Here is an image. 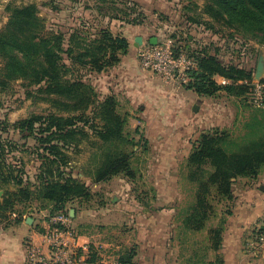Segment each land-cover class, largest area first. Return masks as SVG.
I'll return each instance as SVG.
<instances>
[{"label": "trees", "instance_id": "1", "mask_svg": "<svg viewBox=\"0 0 264 264\" xmlns=\"http://www.w3.org/2000/svg\"><path fill=\"white\" fill-rule=\"evenodd\" d=\"M97 1L101 4L97 6L100 14L104 13L105 5L117 3ZM124 4L123 16L114 18L140 24L132 16L135 3H130L133 7ZM197 8L195 3L194 10ZM109 9L117 10L115 5ZM10 12L7 24L0 28V95L10 90L13 82L23 80L37 86L42 100L50 103L56 112L33 114L15 124L0 120V192H3L0 219L8 220L14 213L23 215L18 209L21 205L36 204L39 210H49L51 215L69 214L75 202L90 201L93 196L88 184L79 177L81 173L75 176L68 170L73 162L71 155L81 153L85 142L96 148L91 153V169L86 173L96 184L122 174L134 179L135 148L142 146L143 153L149 149L144 135L137 140L127 132L132 115L129 111L121 112L117 97L113 94L101 97L87 79L88 73L101 74L117 66L129 53L131 44L107 27L88 26L85 22L70 27L69 31H49L35 5L10 8ZM186 19L204 24L216 33L219 23L242 34L244 39L264 44V0H206L200 13ZM182 53L183 50L176 51V57ZM184 54L195 62V67L187 71L184 86L199 96L214 98L224 92L242 99L257 93L253 71L233 62L225 63L218 53L207 48ZM217 77L226 82L219 83ZM259 86L260 113L245 123L240 136L216 127L201 133L193 144L187 168L188 179L198 188L197 201L184 223L194 232L207 228L212 218L209 217L212 200L234 201L235 181L255 180L264 167V81ZM135 133L140 134V128ZM16 135L21 136L19 140ZM27 152L39 162L33 177L27 173L23 158L18 156ZM213 187L216 189L211 195ZM232 213L229 210L225 214ZM226 223L227 218H221L217 227L209 229L210 245L201 250L203 253L196 250L189 264H206L211 251L216 253L215 264L224 263L220 250ZM258 230L248 239L264 232V226ZM135 256L136 252L130 249L120 255L116 264H134ZM89 261L105 264L95 255Z\"/></svg>", "mask_w": 264, "mask_h": 264}, {"label": "rangeland", "instance_id": "2", "mask_svg": "<svg viewBox=\"0 0 264 264\" xmlns=\"http://www.w3.org/2000/svg\"><path fill=\"white\" fill-rule=\"evenodd\" d=\"M108 1H116L117 3L105 5L104 13L100 14L97 6L101 4L97 0H0V28L7 24L11 15L10 8L35 5L38 7L39 15L49 31H69L70 27H75L82 22H85L88 26L107 27L114 35H122L124 30L135 28V31L130 32L131 46L129 53L135 52L139 61L138 52L142 47L157 46L164 48L169 44L175 57L178 50L191 54L207 48L211 53H218L219 58L225 63L233 62L254 73L253 81L258 86L256 94L247 95L241 100L233 97V99L225 101L229 103V117L232 121H235L226 129L230 130L234 136H240L244 132L245 120L260 113L259 107L261 105L258 99L261 97L259 85L264 81V44L253 39H244L242 34L219 23H217L218 32L216 33L211 29H207L204 24L197 25L189 22L186 19L187 16L194 15L195 12L200 13L206 0ZM131 2L135 3L136 8L132 16L138 18L141 21L140 24L135 25L114 18L123 16L121 11H125L124 3L133 7L130 4ZM195 3L198 5L196 10H194ZM110 5H115L117 10L112 11L109 9ZM188 7L193 8V10H188ZM202 18L208 19L207 17ZM136 36L142 39L138 46L136 45ZM152 39H156L155 43H151ZM261 61L263 62L262 76L261 81L257 82L256 75ZM87 79L101 97H104V92L111 90L120 103L121 112L129 111V108H131L130 102L126 99V96H117L106 72L105 74L88 73ZM0 101L2 102L0 120H6L10 124H15L33 114L56 112L50 103L42 100V94L38 92L37 86H30L23 80L13 82L11 89L0 95ZM135 113L129 119L127 132L137 140L142 135L147 138V135L149 136L151 133L148 132V134L143 125L137 121L135 116L137 112L135 111ZM137 128H140V134L135 133ZM173 130L175 131L174 128L171 129V131ZM151 136L153 135L151 134ZM19 137L21 136H15L18 140ZM198 138L199 136H193L192 138L187 136L177 144H175L177 140L162 141L155 137L147 138L149 141L148 151L143 153L142 146L135 148L137 156L132 160V166L136 172L134 179L122 174L99 184L93 183L89 175L86 174L91 169V153L96 148L90 142H85L82 145L81 153L71 155L73 162L68 170H72L75 176L81 173L79 177L88 184L93 193L90 201L75 202L74 206L71 207V209L78 210L81 213L80 219L77 217V221L72 224L73 231L88 235L91 238L88 243L90 246L88 247L89 260L95 255L105 264H116L121 254L133 249L136 252L134 264H149V257L151 256L146 245L151 236L146 238L141 234L142 225L146 222H142L143 219H146L144 215L132 217L130 214L136 205L132 198L143 202L142 205L145 208L143 214L147 215L149 219L152 218V211L157 210V207L164 205L163 207L168 208V212H166L167 245L164 250L166 261L163 259L164 264H189L188 261L196 250L201 251L205 246L210 245L207 238L209 229L217 227L221 218H227L226 224H228V219L232 217L233 213L231 216H227L225 213L229 210L233 212L235 200L231 202L212 200V210L209 212V217L212 218L204 231L194 232L185 226L184 219L197 201L198 188L195 183L188 179L187 159L189 151H191L194 142ZM175 147L179 149L175 155L160 154V152H164V148L176 149ZM172 150H169V152H172ZM18 156L23 158L27 173L33 177L36 174L39 162L29 152L18 154ZM255 180L240 178L235 181L233 184L234 197L235 191H237L236 188L241 187L238 185V181H243L242 184L248 186V182L252 183ZM215 189L213 187L210 190L211 195L215 193ZM160 195L166 199V201L163 200L162 204L158 199ZM167 199L169 200L167 201ZM37 207L36 204L32 207L19 206V211L23 213L19 217L23 221L26 217L39 219L42 215L40 212L43 210H39ZM47 211L44 213H47ZM49 212L48 221L49 217L52 216ZM155 221L157 224L163 220L158 217ZM4 222L0 219V226ZM149 228V232L152 234L151 227ZM155 238L157 239V235H155ZM200 253H203V251ZM249 255L250 259L262 261L264 264L263 251L257 255L249 252ZM215 262L216 253L211 251L205 263L214 264ZM153 264H157V262Z\"/></svg>", "mask_w": 264, "mask_h": 264}, {"label": "crops", "instance_id": "3", "mask_svg": "<svg viewBox=\"0 0 264 264\" xmlns=\"http://www.w3.org/2000/svg\"><path fill=\"white\" fill-rule=\"evenodd\" d=\"M132 31H135V28H128L123 31L122 36L130 41V32ZM137 38L141 37L136 36L135 40ZM106 74L110 78L117 96H126L130 102L129 112L132 117L136 111L137 121L143 125L147 133L150 132L153 135H147L148 139L155 137L162 141L179 140L175 142L177 144L183 141L184 137L200 136L201 133L216 127L228 128L235 122L229 117V103L225 102L233 97L227 96L224 92L214 98L201 97L194 91L186 89L184 85L144 69L135 52L124 56L121 62L108 70ZM216 79L219 83L226 82L222 77ZM110 91L104 92L103 96L112 94ZM238 99L241 100V98ZM248 120L246 119L245 123ZM173 128L175 131H171ZM175 148H164V152H160V154L175 155L179 150L177 147ZM171 149H173L172 152H169ZM242 182L238 181V185L241 187L236 188L237 191H235L233 215L228 219L220 254L224 260L223 264H263L262 261L250 259L246 242L254 230L264 226V167L255 181L248 182V186ZM158 199L161 204L163 200L166 201L161 195ZM132 201H135L136 205L130 214L132 217L144 215L146 219H143L142 222H146L142 225L141 234L146 238L151 236L148 243L145 241L151 256L149 264L155 262L164 264L163 259L166 261L164 250L167 245L166 212H168V208L163 207L164 205L157 207V210L152 211L153 216L149 219L147 215L143 214L145 210L143 202L133 198ZM71 210L74 209L70 207L69 214ZM45 211L47 210L40 212L42 215L40 214L39 219L34 217L32 224H28L29 217L24 216L26 218L23 221L17 214H12L8 220L3 221L4 223L0 226V264H28V244L48 252L45 234L49 228L47 220L49 211L44 213ZM80 215L81 213L75 210L72 224L77 221V217L80 219ZM158 217L163 221L156 224L155 219ZM149 227H151L152 234L149 232ZM155 235H157V239ZM90 239L88 235L75 233L74 237H69L68 242L72 248L77 249L84 259L89 261L88 247L90 246L88 243Z\"/></svg>", "mask_w": 264, "mask_h": 264}, {"label": "built area", "instance_id": "4", "mask_svg": "<svg viewBox=\"0 0 264 264\" xmlns=\"http://www.w3.org/2000/svg\"><path fill=\"white\" fill-rule=\"evenodd\" d=\"M138 56L144 69L160 74L180 85L187 83V71L195 67V62L184 53L175 57L169 44L164 48L142 47L139 49ZM258 100L262 105L261 97ZM72 220L69 214L63 213L49 217V228L45 234L49 250L44 252L40 247L29 244L28 264H93L69 245V237L75 236ZM246 247L254 255L264 252V232L257 233L248 239Z\"/></svg>", "mask_w": 264, "mask_h": 264}, {"label": "water", "instance_id": "5", "mask_svg": "<svg viewBox=\"0 0 264 264\" xmlns=\"http://www.w3.org/2000/svg\"><path fill=\"white\" fill-rule=\"evenodd\" d=\"M156 39H152V43H155ZM136 42H137V46L139 45V43L142 42V39L141 38H137L136 39ZM263 60V59H262ZM262 69H263V62L261 61V63L258 65V73L256 75V81L257 82H260L261 81V76H262ZM3 192L1 191L0 192V196H2ZM70 217L73 219L74 218V215H75V210H71L70 212ZM33 222V218L32 217H29L28 218V224H32Z\"/></svg>", "mask_w": 264, "mask_h": 264}]
</instances>
